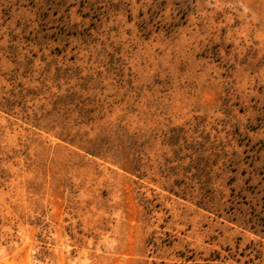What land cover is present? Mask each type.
I'll return each mask as SVG.
<instances>
[{"label":"rangeland","instance_id":"obj_1","mask_svg":"<svg viewBox=\"0 0 264 264\" xmlns=\"http://www.w3.org/2000/svg\"><path fill=\"white\" fill-rule=\"evenodd\" d=\"M0 264H264V0H0Z\"/></svg>","mask_w":264,"mask_h":264}]
</instances>
